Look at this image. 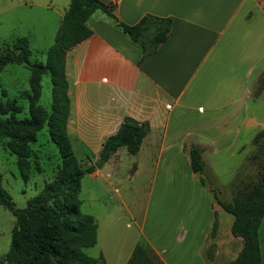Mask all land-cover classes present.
Returning <instances> with one entry per match:
<instances>
[{
	"label": "crops",
	"instance_id": "obj_1",
	"mask_svg": "<svg viewBox=\"0 0 264 264\" xmlns=\"http://www.w3.org/2000/svg\"><path fill=\"white\" fill-rule=\"evenodd\" d=\"M103 1L113 2L116 16L127 24L150 13L171 16L174 25L159 50L142 57V48L110 17L102 11L90 15L92 34L65 55L70 101L67 135L99 153L104 139L116 131L125 115L148 121L150 130L137 154H144L143 163L153 162V181L164 167L169 180L186 183L183 197L192 200L185 223L179 218L171 228L152 236L147 217L150 193L138 234L126 236L113 257L118 264H126L141 241L162 264H227L237 256L243 240L231 233L233 215L192 171L183 142L189 136L204 147V170L212 179L207 154L234 153L247 144H252L254 152L253 138L264 128V120L247 141L241 137L244 129L251 131L259 123L249 109V99L264 66V8L258 0ZM261 91L264 87L257 95ZM100 175L98 168L84 175L79 194L85 177L96 183ZM109 177L107 173L105 178ZM218 196L230 201L232 192L219 191ZM263 217L258 229L260 264H264ZM100 236L97 223V242Z\"/></svg>",
	"mask_w": 264,
	"mask_h": 264
},
{
	"label": "trees",
	"instance_id": "obj_2",
	"mask_svg": "<svg viewBox=\"0 0 264 264\" xmlns=\"http://www.w3.org/2000/svg\"><path fill=\"white\" fill-rule=\"evenodd\" d=\"M102 11L126 33L133 43L142 48V57L159 50L167 40L174 25L171 16H157L150 13L133 24L121 21L115 14V4L103 0H70L61 17L60 27L53 44L45 51V62L31 61L29 42L18 37L6 44L0 51V71L7 64H22L32 73L29 90L22 93L28 100V112L23 117L17 114L23 106L14 97L4 94L0 102V145L17 157V166L24 180L34 172H40L38 152L32 148L36 132L47 125L50 139L56 144L61 160L52 170V180L46 182L40 191L19 208L10 195L0 187V204L15 217L11 230V241L6 253L9 264H43L44 260L56 259V264H101L102 255L93 257L80 249L69 247L72 238L80 248L96 244L97 222L91 214L80 210L78 197L80 182L84 175L100 168L115 152L124 147L128 153H137L142 139L150 130L148 121H139L125 115L113 134L102 142L98 158L79 161L66 132V121L70 110L65 76L66 52L76 43L92 34L88 25L90 15ZM48 74L51 83V111L39 104L41 76ZM264 87V69L257 78L254 95ZM254 158L264 148V128L253 138ZM183 147L188 151L191 169L200 182L209 184L204 170L202 152L204 147L191 139H185ZM234 182L232 199L223 201L214 186L210 187L217 203L234 217L231 233L243 240L237 256L227 264H260L261 252L258 229L264 216V160L258 179L249 186ZM241 186V187H238ZM215 227V226H214ZM211 256V247L208 250ZM126 264H162L144 242H138Z\"/></svg>",
	"mask_w": 264,
	"mask_h": 264
},
{
	"label": "rangeland",
	"instance_id": "obj_3",
	"mask_svg": "<svg viewBox=\"0 0 264 264\" xmlns=\"http://www.w3.org/2000/svg\"><path fill=\"white\" fill-rule=\"evenodd\" d=\"M69 2L70 0H0V51H3L8 42L18 37H26L31 51L29 59L44 63L45 51L54 42L61 17ZM258 2L264 8V0ZM31 75L26 66L16 63L7 64L0 71V102L5 98L3 93L18 99L19 104L23 106V111L17 114L18 117H23L28 112V100L21 95L29 90ZM40 83L41 93L38 102L47 111H51V83L48 74L41 76ZM256 84L257 79L251 91L249 109L256 113L259 123H256L251 131L245 129L242 131V142L247 141L250 134L263 127L261 122L264 120V91L254 95ZM184 139L191 138L187 136ZM70 144L79 161H86L87 157L93 161L98 158V152L87 149L77 138H70ZM32 148L38 152L41 171L34 172L24 180L17 166L16 155L0 145V187L10 195L15 206L19 208L26 206L27 200L36 195L46 182L52 180V170L61 160L56 144L50 139L47 125L37 130ZM252 150V144H247L243 150H234V153L229 151L218 155L207 154V161L212 165L215 175V179L207 175L208 185L214 186V181H217L219 184L217 187L214 186L216 192L223 191L224 194H229L233 190L232 183L236 173H238L236 182L241 181V186L255 183L264 160V148L254 158L249 155ZM145 154L149 152L146 151ZM143 155L130 154L121 147L116 155H112L98 168L101 175L96 183H92L86 177L83 179L84 189L82 194L78 195L81 200L80 210L93 215L100 224L101 236L94 246L88 248H80L70 238L68 239L70 248L80 249L84 254L93 257L102 255L101 264H118V259L115 260L113 255L122 246L126 236L138 234L137 229L141 224L150 193L152 196L147 217L148 232L152 236L160 229L171 228L179 218L185 223L192 204L189 196L183 197L186 183L178 181L177 184L169 180L170 174L164 167L158 171V176L153 181L154 164L148 160L143 163ZM107 173L110 177L106 179ZM174 176L177 179L182 177L181 174L178 176L177 172ZM168 181L170 183H167ZM14 223L15 217L0 204V264H9L5 256L9 249ZM107 228L112 229L106 232ZM104 254L108 257L107 263ZM44 261L43 264H56V259Z\"/></svg>",
	"mask_w": 264,
	"mask_h": 264
},
{
	"label": "water",
	"instance_id": "obj_4",
	"mask_svg": "<svg viewBox=\"0 0 264 264\" xmlns=\"http://www.w3.org/2000/svg\"><path fill=\"white\" fill-rule=\"evenodd\" d=\"M210 187H212V186L210 185Z\"/></svg>",
	"mask_w": 264,
	"mask_h": 264
}]
</instances>
